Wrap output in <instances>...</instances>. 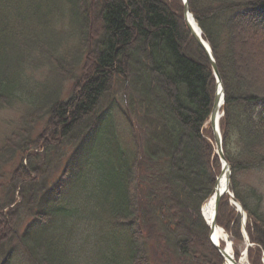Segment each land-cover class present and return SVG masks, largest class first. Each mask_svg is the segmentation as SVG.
<instances>
[{
	"label": "trees",
	"instance_id": "1",
	"mask_svg": "<svg viewBox=\"0 0 264 264\" xmlns=\"http://www.w3.org/2000/svg\"><path fill=\"white\" fill-rule=\"evenodd\" d=\"M189 2L224 84L230 186L261 264L264 192L241 176L264 175V82L244 73L238 32L264 47V0ZM183 11L182 0H0V108L27 107L0 147V176L21 152L0 204V264H224L201 213L221 171L205 129L217 82ZM217 223L238 259L246 238L227 195Z\"/></svg>",
	"mask_w": 264,
	"mask_h": 264
},
{
	"label": "rangeland",
	"instance_id": "2",
	"mask_svg": "<svg viewBox=\"0 0 264 264\" xmlns=\"http://www.w3.org/2000/svg\"><path fill=\"white\" fill-rule=\"evenodd\" d=\"M183 15H184V11H183ZM258 42L259 41H257L256 38H254L253 34H250L248 32H243V30L238 32V43H239L238 51H239L240 64L244 70V73L252 82L256 84H261L264 82V47L262 48L261 46L260 47L257 46ZM38 77H41V73L39 72H38ZM73 82L74 79H66V81L63 82L64 84L62 88L64 89L63 90L64 98L66 96H69L70 91L73 87L72 86ZM26 110L27 107L22 102L21 103L15 102L10 107L0 108V147H2V145L6 141V138L13 131H15L17 128L20 127L22 116L26 112ZM38 120L39 121H36L34 130L32 131L33 132L32 135L34 134L33 138L37 137L39 134L42 133L45 124V119L40 118ZM206 128L208 129V131H210L209 124L205 125V129ZM20 153L21 152L18 151L15 154L13 160L9 162V164L6 165L1 170L2 174L0 176V204H3L6 201L5 197L7 198L8 193L11 191L10 187L12 186V181L13 178L15 177L14 169L17 168V166H19L21 162ZM219 174H220V170L218 172V175ZM56 177L57 175L54 176V178ZM241 181L242 183L247 185L258 186L264 192V175L259 172H249L242 174ZM14 191L15 193L13 194V197L17 199V203H18L21 199L20 196L21 189L20 188L18 190L15 189ZM23 226H25V224H23ZM4 227L8 228L5 225L2 226V228ZM9 232L5 233V229H2L0 235H5V234L9 235L10 234ZM242 247L243 244L238 245V248L240 250V255L238 259L243 258L245 247L243 248ZM263 262L264 261L261 260V264H263ZM244 264H252L248 258V255L247 257L245 256Z\"/></svg>",
	"mask_w": 264,
	"mask_h": 264
},
{
	"label": "water",
	"instance_id": "3",
	"mask_svg": "<svg viewBox=\"0 0 264 264\" xmlns=\"http://www.w3.org/2000/svg\"><path fill=\"white\" fill-rule=\"evenodd\" d=\"M184 1V19L186 21V24L188 26V29L191 32L192 37L196 40V42L204 49V51L206 52L212 68L214 70L215 76L217 78V82H218V90L214 99V105H213V109H212V113L210 116V124L214 133V138H215V142L217 145V151H218V155L223 163L222 165V173H227V187H225V189H218V181L217 184L212 192V195L216 194V210H215V216H214V220L213 222L210 224V229H211V241L212 243L215 245V247L219 250L220 254L224 257V259H228L229 257L231 258V260L233 261L234 264H241L240 262H237L227 251L226 248H221V246L219 245L218 242H216L215 238H214V232L216 230V226H218L217 224V215H218V208H219V203L220 200L222 198V196L224 194H228L231 201L237 206L238 210L240 212H242L243 215H245L242 206L240 205V203L236 200L235 196L233 193L230 192V178H231V165L228 162V160L226 159V156L224 154V150H223V138H222V133L220 130V118L221 116L224 114V110H223V105L225 103V92H224V86L222 83V79L220 77V73H219V69L217 66V62L215 60L213 51L210 47V44L208 43V41L203 37L202 35V30L199 27V25L197 24V29L196 27H194V25H192V23L189 20V16L191 15L194 18V15L191 11L190 8V3L189 0H183ZM220 88V89H219ZM222 109V110H221ZM219 180V177H218ZM246 216V215H245ZM245 221L246 218L244 219V231L246 233L245 230ZM224 233L227 235L228 238V243L231 247L232 242L230 240L229 235L226 233V231L224 230Z\"/></svg>",
	"mask_w": 264,
	"mask_h": 264
},
{
	"label": "bare ground",
	"instance_id": "4",
	"mask_svg": "<svg viewBox=\"0 0 264 264\" xmlns=\"http://www.w3.org/2000/svg\"><path fill=\"white\" fill-rule=\"evenodd\" d=\"M189 20L192 23V25H194V27H196V29H197V23L195 22V20L193 19V17L191 15L189 16ZM225 187H227V173H222L219 175L218 189L223 190V189H225ZM215 210H216V194L208 197L207 200L204 202L203 208H202L203 215H204L205 219L210 224L214 220ZM214 238H215L216 242H218L220 245H222V243L224 245L227 244L226 249H227L228 253L230 255H233V250L231 249L230 245L228 244L227 235L224 233V229L221 226H216V230L214 232ZM244 259H245V257L243 256L242 260L240 261L242 264H244ZM226 264H234V263L231 260V258L229 257L226 260Z\"/></svg>",
	"mask_w": 264,
	"mask_h": 264
}]
</instances>
